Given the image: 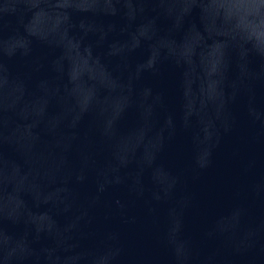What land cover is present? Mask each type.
Returning <instances> with one entry per match:
<instances>
[{"label":"water","instance_id":"obj_1","mask_svg":"<svg viewBox=\"0 0 264 264\" xmlns=\"http://www.w3.org/2000/svg\"><path fill=\"white\" fill-rule=\"evenodd\" d=\"M0 264H264V0H0Z\"/></svg>","mask_w":264,"mask_h":264}]
</instances>
